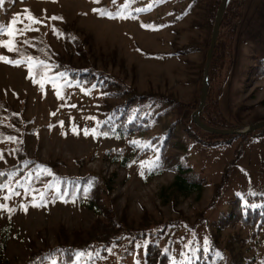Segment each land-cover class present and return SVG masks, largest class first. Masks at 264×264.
Returning a JSON list of instances; mask_svg holds the SVG:
<instances>
[{
	"label": "rangeland",
	"instance_id": "obj_1",
	"mask_svg": "<svg viewBox=\"0 0 264 264\" xmlns=\"http://www.w3.org/2000/svg\"><path fill=\"white\" fill-rule=\"evenodd\" d=\"M102 2L114 7L125 4V0H0V26L6 28L14 17L17 23L13 27L21 26L20 19L31 9L34 15L51 20L54 25L72 27L80 39L78 44L72 38L65 42L54 34L50 40L60 55L68 58L71 54L69 57L77 65L103 69L140 92L172 94L191 106L198 104L203 82L199 77L209 49L201 43L211 41L214 8H210L219 0H141L140 14L126 19L98 15L93 8ZM227 30L224 27L220 35L214 75L225 82L223 86L219 81L214 88L221 85L223 89L220 106L224 119L219 122L236 128L264 120V78L256 79L250 73L259 59L264 60V0L245 1L229 68L221 64L226 60ZM28 31L29 35L37 34L34 29ZM5 39H14L19 50L24 45L20 35L10 38L6 33L0 34V40ZM139 48L164 57H147ZM187 48L192 50L187 52ZM13 52L0 46L4 56ZM215 89L209 102L215 98ZM73 96L78 106L69 107L59 100L52 84L43 90L34 83L25 65L0 60V97L17 110L23 106L27 129H32L24 137L25 152L42 163L55 161L61 174L92 172L112 179L109 195L96 191L93 202L89 198L53 201L49 200L51 195H45L46 203L37 207L33 206L31 195L11 199L7 204L11 212L0 209V264H24L33 252L63 240H82L96 221H108L111 214L136 226L144 217L143 222L164 218L193 224L204 218L214 223L222 213L230 212L228 201L234 197L248 202V195H262L263 199L254 204L264 206V126L238 136H207L201 131L206 140L200 143L185 132L182 122L175 124L167 151L169 165L184 162L186 153L187 163L193 168L191 177L202 182L200 190L184 192L173 185L175 171L171 168L154 175L143 172L141 158L135 157L139 150L133 139L104 135L93 138L91 133L86 136L84 132H74L73 122L75 128L83 125L89 112L105 101L97 94L79 90ZM107 100L108 104L117 101ZM172 121L171 117H161L152 133L164 130ZM115 148L127 150L132 164H122V156L111 153ZM0 155V168L16 162L13 155ZM89 155L92 157L84 163L82 158ZM4 201L7 200L0 199V203ZM186 229L185 225L180 226L178 234ZM208 231L216 235L220 246L230 248L233 258L246 257L258 249L259 264H264V226L256 233L255 227L240 222L222 230L215 225L206 227L203 222L196 228V237L201 239ZM186 245L185 241L180 242L182 248ZM142 247L128 249L122 258L113 249L104 261L93 264H141Z\"/></svg>",
	"mask_w": 264,
	"mask_h": 264
},
{
	"label": "trees",
	"instance_id": "obj_2",
	"mask_svg": "<svg viewBox=\"0 0 264 264\" xmlns=\"http://www.w3.org/2000/svg\"><path fill=\"white\" fill-rule=\"evenodd\" d=\"M97 2L99 0H96ZM246 0H230L220 28L219 38L213 53L212 62L209 69V81L210 91L206 102V105L201 112V118L214 127L228 128L225 124L219 121L222 118L220 99L222 96L221 85L217 89L214 85L219 81L224 86L225 80L223 78L215 79V67L217 66L216 54L217 49L220 47V35L224 27L228 28V35L226 36L229 43L225 46V57L221 64H227L229 68L232 61L233 51V38L237 31V26L243 16L244 5ZM141 0H131L127 8V12H130V18H133L140 14V11H136L140 5ZM221 0L217 4L211 6L210 11L213 9L212 15V26H214L215 16ZM142 6V5H141ZM122 7V6H121ZM120 6H112L107 3H98L93 9H97L96 12L100 16L99 10L115 13ZM35 17L42 23H32L31 28L34 29L37 34L29 35V31H24L22 36L23 46L19 51L13 52L8 58L18 59L21 55L32 56L45 60L48 63L50 71L48 75L50 77H57V74L63 73V76H58L56 82L60 86L61 96L59 100L68 104L78 106L76 96L73 94L76 91H82V89L88 90L86 93L89 95L97 94L98 97L104 100L102 104L97 107L94 111L89 112L87 119L83 125H78L76 130L84 132V129L98 128L100 132H108L107 136L115 139H127L131 138L137 143L138 154L135 157L141 158V161L145 162V166L141 169L148 175H154L161 173L166 168H171L175 171V180L173 185L179 190L188 192L200 190L202 188V182L195 180L191 177L193 172L192 166L187 163V154L183 155L184 162L178 161L173 165H169L168 162V145L174 136V125L182 122L184 124L185 132L193 139L200 143H205V138L200 135L202 131L207 136L217 135L221 133H210L202 130L197 126L193 119V112L197 109L198 104L191 106L190 103L179 100L172 94L155 93V92H140L131 85H127L125 81L119 79L112 73H108L103 69H97L91 66H79L72 62L71 54L64 57L53 47L50 40L51 34L55 37H61L65 42H68L70 38L74 43L80 42V39L73 32L72 27H63L61 25H54L53 21H46L44 18H40L32 13L31 9H27L20 19L22 25L15 26L16 29H24L30 21L27 19L28 15ZM55 27L58 33H53L52 29ZM7 40V39H5ZM27 41V43H24ZM21 42V43H22ZM209 42L204 41L201 43L202 46L209 48ZM145 56L159 58L161 57L158 53L148 52L144 49L139 48ZM192 49L187 48V52ZM184 53V52H183ZM164 57V56H162ZM161 57V58H162ZM42 69L37 67L34 70V78L39 81L40 73ZM250 73L256 75L257 78H264V60L259 59L257 64H254ZM204 68L201 69L200 81L203 80ZM33 78V77H30ZM41 88L39 82H37ZM51 84V82H45L43 88ZM94 86V87H93ZM212 89L216 90L215 98L209 102V97L213 94ZM85 92V91H82ZM108 98L117 100L113 103L108 104ZM107 100V101H106ZM67 106V105H66ZM23 106L17 110L14 105L7 100L0 97V134L4 137L12 136L16 138V141H10L7 139L0 138V153L13 155L16 159L14 164H9L4 168H0V172H4L5 175L0 176V184L7 183L11 185L19 195H12L11 199L15 197H27L30 196L31 202L35 196V202L41 203L39 195L33 192L29 194L24 193L22 187L17 186V181L21 184H31V188L37 191H44L45 195L50 196L49 200H57L56 197V185L59 186L60 193L64 196V201L67 200H83V198H89L92 202L95 200L94 194L96 191L104 192L107 196L110 191V181L112 179H106L100 175L89 172L86 175H66L61 174L56 168L55 161L42 163L35 157H30L24 149V137L26 132L32 130L27 129L28 120L24 116ZM168 116L173 119L170 126L158 133H152L155 128V123L161 117ZM94 117V119H91ZM60 120L63 121V119ZM74 119V118H73ZM99 122V124L97 123ZM73 127L76 126L73 122ZM220 125V126H219ZM244 127V126H243ZM236 127V128H243ZM78 128V129H77ZM91 133V131H89ZM250 133V132H249ZM248 134V133H245ZM245 134H229L231 136L245 135ZM211 144V143H209ZM115 156H122L124 165L132 164L133 158L128 159L127 150L115 148L113 149ZM92 156H86L82 158V161L86 163ZM159 158L157 163L151 168L148 166L149 161H154ZM176 160V158H174ZM62 161V160H60ZM173 161V160H171ZM64 161H62L63 163ZM37 165H42L48 172L41 171V174L37 177ZM14 172L11 179L7 173ZM31 173L32 179L29 181L25 179ZM45 185H51V187L45 188ZM85 187L88 191L85 192ZM7 193V189L0 190V199H3ZM98 193V192H97ZM74 194V195H73ZM249 205H255V201L263 199L262 195H248ZM46 198V196H45ZM4 201L3 204H9V201ZM4 200V199H3ZM61 200V199H60ZM230 206V212L228 214H221L220 217L209 223L208 220L202 218L199 221L189 224L181 219L167 220L161 219H149L146 222L144 220L140 222L138 226L129 224L124 219L116 218L114 214H111L108 221L99 219L92 227L87 231V236L82 240H74L68 242L66 240L60 241L53 246L47 247L40 252H33L24 264H50V261L45 259L50 253H55V258L58 259L59 264H70V260L74 259V253L77 250H83L85 252L91 251L93 253L91 264L104 261L110 253L108 249H115L119 257L122 258L126 254L128 249L140 248L143 245V258L141 264H170V261L174 260L176 264H180L183 257L180 255L184 252L191 257V264H259L260 255L258 249L251 255L246 257L238 255L237 258H233L228 251V246L222 247L218 244L216 235L212 232H204L201 239L196 237V228L198 225L204 222L206 227H212L215 225L217 230H222L225 227L234 225L238 222L247 226L255 227L256 233L261 232L264 226V206L256 205V207H244V202L240 197H234L228 201ZM203 220V221H202ZM182 225L186 226V230L182 234H178V228ZM189 233L193 236L189 238ZM255 237V236H254ZM189 238V239H188ZM208 240V251H204V240ZM2 245L6 244V240L1 239ZM185 241V244L190 247L182 248L180 242ZM256 241V239L252 240ZM179 247L177 246V244ZM139 245V247H137ZM195 248L196 252L193 254L192 249ZM58 250V251H57ZM222 253V258L216 255V252ZM88 258L84 257L80 264H85Z\"/></svg>",
	"mask_w": 264,
	"mask_h": 264
},
{
	"label": "snow or ice",
	"instance_id": "obj_3",
	"mask_svg": "<svg viewBox=\"0 0 264 264\" xmlns=\"http://www.w3.org/2000/svg\"><path fill=\"white\" fill-rule=\"evenodd\" d=\"M130 3H131V0H125V4L120 9H118L117 12H115V13L104 11V10H99V11H100L101 15H107L109 18H124V19L130 18V12L126 11ZM141 10L142 9H136V11H141ZM93 11H98V10L97 9H93ZM27 19L30 21V23L27 26H25L24 29H16V28L13 27V25H15L17 23V20L14 17L13 20L7 25L6 28L3 27V26H0V34L6 33L8 37L12 38L15 35H21L24 31L33 30L31 28V24L32 23H42V21L37 20L35 17L31 16L30 14L27 16ZM52 19H62V18L52 17ZM142 26L148 27L147 25H142ZM52 31H53V33H55L57 35H62V33H58V31H57V29L55 27H53ZM24 43H27V41H24ZM0 46L6 48L8 51H19V49L16 46V43H15L14 39L0 40ZM0 60H3L5 62H7V63H11V64H14V65H21V64L25 65L28 68V75H29V77H33V82L34 83L39 82L41 88H43L45 82H51L52 87L54 89H56L57 97L61 96L60 86H58V84L56 82V79H57L58 76H63V73L57 74V77H50L48 75V73L50 71V68L48 66L47 61L40 60L39 58H36V57L24 56V55H21L20 58L13 60V59H9L7 56H4L2 54H0ZM37 67L42 69V71L40 73L39 81H37L34 78V70ZM82 91L87 92L88 90L82 89ZM72 107H75V105H72ZM91 119H94V117H92ZM60 123H61V125L63 124L62 121ZM97 123L99 124V122H97ZM49 127H51V125H49ZM73 131L74 132L76 131L75 127H73ZM89 131H91V134L93 135V138H95L96 135L107 136L109 134L108 132H100V131H98V128H93L91 130L84 129V135H86V136L89 135ZM0 138L7 139V140H10V141H14V142L16 141L15 137H12V136L4 137L3 134H0ZM132 143H137V142L133 141ZM2 158H3V156L0 155V159H2ZM158 159L159 158L157 157L154 161H149L148 162V166L151 168L154 164L157 163ZM140 163H141V167L143 168L145 166V162L141 161ZM36 168H37V177L36 178L39 177V175L41 174V171L48 172L50 174V170L46 169L42 165H37ZM141 174H143V173H141ZM3 175H5V173L4 172H0V176H3ZM7 175L9 176V179H11L12 176L14 175V172H9V173H7ZM32 178L33 177L31 175V173L27 177H25V179H27L29 181ZM17 186L22 187L24 189V193L26 195L29 194L30 192H33V193H36V194L39 195L41 203H36L35 202V196H34V198H33V206L39 207V206H42L43 203H46L45 192L44 191H37L35 189H32L30 183L29 184H21L19 181H17ZM47 187H51V185H45V188H47ZM55 187L57 189L55 198H59V199L63 200L64 196L67 195V193H64L62 195L60 193L59 186L56 185ZM5 188L7 189V193L3 197L4 200L11 199L12 195H19L20 194L19 192H16L15 189L11 185H9L7 183L0 184V190H3ZM84 191L87 192L88 188L85 187ZM249 206L250 207H256V205H249L247 201H244V207L246 208V207H249ZM0 209H7L9 212L12 211V209L7 208V205L3 204V203H0ZM24 210L26 211V208ZM208 243H209L208 240L205 239L204 240V245H205L204 251L205 252L208 251ZM137 247H139V245H137ZM185 247H190V245H186ZM108 250L111 251V249H108ZM192 252H193V254H195L196 249L193 248ZM180 255L183 257V259L180 262V264H191V257L190 256H188L184 252H181ZM216 255L218 257L222 258V253L219 252V251L216 252ZM92 256H93V253L91 251L85 252L83 250H77L74 253V257L75 258L70 260V264H80L81 260H83L84 257L88 258V260L85 261V264H91ZM45 259L49 260L50 264H59L58 259L55 258V253H50L48 257H45ZM136 264H140V262L137 261ZM170 264H176V262L174 260H172V261H170Z\"/></svg>",
	"mask_w": 264,
	"mask_h": 264
},
{
	"label": "water",
	"instance_id": "obj_4",
	"mask_svg": "<svg viewBox=\"0 0 264 264\" xmlns=\"http://www.w3.org/2000/svg\"><path fill=\"white\" fill-rule=\"evenodd\" d=\"M229 1L230 0H221L216 16H215L210 47L207 52L206 64L204 67V77H203L202 88H201V93H200V102H199L197 109L193 112V119L199 128H201L204 131L210 132V133L245 134V133L254 131L260 127H263L264 120L253 123V124L246 125L243 128H218V127L209 125L201 118V112L203 111L206 105L207 98L209 95V90H210L209 69H210V65L212 62L213 53H214V50H215V47L218 41L222 19H223V16H224V13H225V10H226V7Z\"/></svg>",
	"mask_w": 264,
	"mask_h": 264
}]
</instances>
